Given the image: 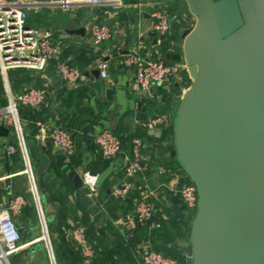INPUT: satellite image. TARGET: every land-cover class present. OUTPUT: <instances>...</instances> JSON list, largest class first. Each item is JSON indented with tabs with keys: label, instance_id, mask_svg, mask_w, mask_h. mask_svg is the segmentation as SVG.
<instances>
[{
	"label": "crops",
	"instance_id": "1",
	"mask_svg": "<svg viewBox=\"0 0 264 264\" xmlns=\"http://www.w3.org/2000/svg\"><path fill=\"white\" fill-rule=\"evenodd\" d=\"M103 1L71 12L38 6L29 10L27 19L31 27L52 34L60 56L66 54L62 61L67 64L78 67L77 60L82 53L91 63L100 59L107 61V76L99 79L102 82L99 97L86 86L87 81L95 80L92 76L97 71L95 68H86L84 83L77 89L68 88L51 63L42 71L20 69L9 73L13 94L30 88L46 91L43 106L19 111L27 129L23 140L32 160L51 247L56 252L55 264H140L143 249L148 246L160 251L176 250L185 258L182 249L189 246L195 214L186 210L181 200L179 165L171 155L173 135L169 131L191 82L181 73V80L152 87L143 95L135 85L134 68L125 66L122 61L132 53L153 61L160 60L162 53H181L183 34L195 26V18L184 0ZM157 9L169 19L170 29L165 37L154 30L152 14ZM93 25L110 30V38L99 46L92 44L90 29ZM81 29V36L65 38L66 30ZM1 87L3 89V84ZM2 89L0 108L6 105ZM157 117H163V122L148 130L146 124ZM36 121L66 129L72 135L75 150L71 156L76 165L70 161L71 156L67 160L53 150L48 141L36 138ZM102 130L112 132L122 143L120 156L111 161L102 157L95 145L94 137ZM139 139L143 170L129 181V193L116 199L111 190L124 178L123 166L134 157L133 143ZM17 143L10 128L8 136L0 138L1 203L7 204L14 196L28 201L21 215L15 218L21 240L19 252L12 256L10 264H50L48 250L41 240L39 219L30 200L28 179L22 174V160L17 152L7 153L9 145L17 147ZM36 145L44 148L49 157L46 181L32 155ZM85 174L97 178L95 198L102 211L96 217L81 210L77 203L74 177L79 175L83 180ZM143 197L148 198L155 210L152 222L147 225H139L134 219V205ZM74 226H83L88 231L94 255L87 262L82 260L70 237V228Z\"/></svg>",
	"mask_w": 264,
	"mask_h": 264
},
{
	"label": "water",
	"instance_id": "2",
	"mask_svg": "<svg viewBox=\"0 0 264 264\" xmlns=\"http://www.w3.org/2000/svg\"><path fill=\"white\" fill-rule=\"evenodd\" d=\"M195 26L182 52L160 60L184 62L191 84L173 122L172 158L197 193L189 264H264V0H184ZM66 30L65 38L81 36ZM86 86L98 97L99 72ZM27 133V129L23 130ZM9 130L0 126V138ZM46 181L49 157L33 147ZM81 210L102 208L74 177Z\"/></svg>",
	"mask_w": 264,
	"mask_h": 264
},
{
	"label": "built area",
	"instance_id": "3",
	"mask_svg": "<svg viewBox=\"0 0 264 264\" xmlns=\"http://www.w3.org/2000/svg\"><path fill=\"white\" fill-rule=\"evenodd\" d=\"M104 3L103 0H0V82L3 84L6 105L0 108V126L12 129L18 141L17 147L9 145L7 153H18L22 160V174L27 177L31 203L39 219L42 237L48 250L50 264H55L54 252L50 243V235L47 231L44 213L41 207L40 195L33 176L32 160L26 151L23 140L24 124L20 119V109H38L45 104L46 91L30 88L18 94H13L9 84V73L20 69L42 71L50 63L54 65L57 74L70 89H77L84 83L83 74L75 67L70 66L60 59V48L52 41V34L46 30H40L27 24L28 12L38 6L57 8L63 12H71L80 6H96ZM154 30L160 36H166L169 29L167 15L155 10L152 14ZM92 44L99 46L101 42L110 38V30L105 26L93 25L90 29ZM125 66L134 68V81L141 94H146L152 87L166 86L175 80H181L180 74L187 71L184 62L171 63L161 60L143 59L139 54L132 53L125 56L122 61ZM95 68L99 72V79L107 76L109 64L102 59L90 64L88 69ZM163 122V117L150 120L146 127L153 130ZM36 138L41 142L48 141L53 150L70 160L75 150V141L72 135L65 129L52 126L42 121H36ZM95 145L102 157L113 160L121 154V140L108 130L95 135ZM140 139L134 141L132 155L134 157L123 166L124 178L112 188V196L116 199L124 198L130 189V180L137 177L143 170V156L139 153ZM180 196L189 212L195 214L197 193L194 186L188 182L184 172L179 167ZM97 178L85 174L82 180L83 188L88 197L96 195ZM0 193V264H10V259L20 249L21 235L18 232L15 218L21 215V211L28 205V201L22 196H14L7 204L2 205ZM134 219L139 225H147L155 216L153 204L147 197L141 198L134 205ZM158 228V226H155ZM70 237L79 251L83 261L92 259L94 250L89 243L86 231L82 226L70 228ZM140 264H189L185 257L176 260L163 253L144 247Z\"/></svg>",
	"mask_w": 264,
	"mask_h": 264
},
{
	"label": "trees",
	"instance_id": "4",
	"mask_svg": "<svg viewBox=\"0 0 264 264\" xmlns=\"http://www.w3.org/2000/svg\"><path fill=\"white\" fill-rule=\"evenodd\" d=\"M30 26V25H29ZM66 58V54L65 53H63V55H61L60 56V59L61 60H63V59H65ZM77 64H78V67H75V68H77L82 74L85 72V70H86V68H88L89 66H90V64H92L91 63V61H89L87 58H86V56L82 53L81 54V56L79 57V59L77 60ZM76 64V65H77ZM70 66H72V65H70ZM75 65H73L72 67H74ZM184 74H183V76H184V79H186L187 80V82L189 81L190 82V80H188V77H187V74H186V72H183ZM0 88L2 89V87H1V84H0ZM3 90V89H2ZM169 133L172 135V127H171V129H170V131H169ZM122 144V143H121ZM74 165H76V160H74V157H72L71 156V160H70ZM189 182V181H188ZM83 227V226H82ZM87 231V230H86ZM86 236H87V239H88V231L86 232ZM88 241H89V239H88ZM89 243H90V241H89ZM154 251H156V252H162L164 255H166V256H168V257H171V258H174V259H176V260H178V261H180V260H183L184 259V257L183 256H181V255H179L178 254V252L176 251V250H169V249H164V250H157L156 248H152ZM53 250H54V248H53ZM54 256H55V260L57 261V257H56V252H55V250H54Z\"/></svg>",
	"mask_w": 264,
	"mask_h": 264
},
{
	"label": "rangeland",
	"instance_id": "5",
	"mask_svg": "<svg viewBox=\"0 0 264 264\" xmlns=\"http://www.w3.org/2000/svg\"><path fill=\"white\" fill-rule=\"evenodd\" d=\"M12 259H10V261H11Z\"/></svg>",
	"mask_w": 264,
	"mask_h": 264
}]
</instances>
